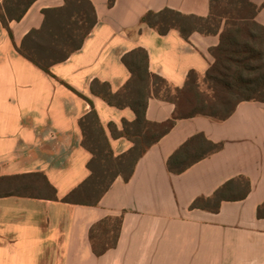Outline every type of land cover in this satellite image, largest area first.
Instances as JSON below:
<instances>
[{
  "label": "crops",
  "instance_id": "0c3cea01",
  "mask_svg": "<svg viewBox=\"0 0 264 264\" xmlns=\"http://www.w3.org/2000/svg\"><path fill=\"white\" fill-rule=\"evenodd\" d=\"M89 1L96 12L94 27L78 50L50 66L51 73L17 47L42 25V10L64 0H36L20 20L7 26L0 20V175L43 172L58 198L91 173L92 154L82 145L79 124L91 109L86 98L114 155L133 146L117 133L135 113L93 93L94 79L109 83L112 92L121 90L131 76L122 57L141 47L150 72L181 88L190 71L204 76L214 61L210 49L219 42V33L195 31L185 38L171 29L161 35L140 23L147 11L165 7L204 17L209 0H114L112 6L109 0ZM253 2L264 25V0ZM174 109V103L152 96L145 116L163 122ZM197 133L223 147L181 173L171 172L169 157ZM238 177L250 185L243 199L223 200L216 212L190 208L196 198L210 197ZM263 202L264 103L242 101L225 120L205 115L176 120L137 161L130 179L117 177L95 206L0 196V264H264V218L257 217ZM120 215L115 247L95 255L90 228Z\"/></svg>",
  "mask_w": 264,
  "mask_h": 264
},
{
  "label": "trees",
  "instance_id": "16d2710c",
  "mask_svg": "<svg viewBox=\"0 0 264 264\" xmlns=\"http://www.w3.org/2000/svg\"><path fill=\"white\" fill-rule=\"evenodd\" d=\"M34 1L3 0L1 22L7 26L10 20H20ZM113 2L109 0L108 5L112 6ZM258 9L253 0H209V14L204 17L168 7L147 11L141 16L140 23L161 35L171 29L178 30L185 38L195 31L206 35L219 33L218 44L210 49L214 61L203 76L205 91L199 88L198 75L194 71L188 73L183 87H172L164 78L150 72L148 53L144 48L131 50L122 57L131 73L124 87L112 92L109 83L94 79L91 91L110 105L128 106L133 110L135 119L123 120V128L117 133L130 140L133 146L120 155H114L97 111L86 98L91 109L80 118L79 124L83 133L82 145L92 154L88 162L91 171L88 178L58 198L56 188L43 172L0 175V196L16 195L95 206L117 177L124 181L130 179L137 161L171 130L176 120L195 115L225 120L242 101L264 103V25L256 19ZM42 13V25L26 33L17 51L51 73V65L67 59L81 47L97 18L89 0H64L62 6L45 8ZM171 90L174 96L169 95ZM152 96L175 104L169 119L163 122L147 120L146 107ZM108 126L112 127V124ZM222 147V142H213L203 133H197L173 152L167 161L168 169L181 173ZM249 188V181L244 177L229 180L212 196L196 198L190 208L216 212L223 200L243 199ZM257 217L264 218V202L257 207ZM121 221L122 215L109 216L90 228L89 239L95 255L115 247ZM99 229L102 235L97 240L95 232Z\"/></svg>",
  "mask_w": 264,
  "mask_h": 264
},
{
  "label": "rangeland",
  "instance_id": "374dc122",
  "mask_svg": "<svg viewBox=\"0 0 264 264\" xmlns=\"http://www.w3.org/2000/svg\"><path fill=\"white\" fill-rule=\"evenodd\" d=\"M197 75H198V74H197ZM196 80H197V83L199 84V88H200L201 90L205 91V89H206V84L204 83V78H203V76L201 77V76L198 75ZM169 95H170V96H174V92H173V90L169 91ZM95 235H96L97 240L100 239V238H101V235H102V233H101V229H99L98 231H96V232H95ZM109 237H112V234H110Z\"/></svg>",
  "mask_w": 264,
  "mask_h": 264
}]
</instances>
